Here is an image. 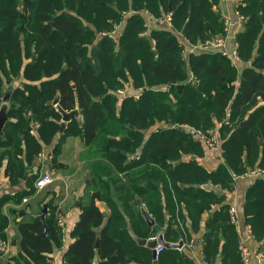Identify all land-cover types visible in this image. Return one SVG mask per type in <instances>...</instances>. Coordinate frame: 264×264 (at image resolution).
<instances>
[{
  "label": "trees",
  "instance_id": "16d2710c",
  "mask_svg": "<svg viewBox=\"0 0 264 264\" xmlns=\"http://www.w3.org/2000/svg\"><path fill=\"white\" fill-rule=\"evenodd\" d=\"M218 3L24 0L21 6V0H0V107L10 88L0 177L8 187L23 184L0 193V240L7 238L9 215L34 193L43 147L56 137L51 164L67 137H79L90 195L79 205L62 264H192L164 245L155 259L135 237L149 242L161 235L183 244L197 233L205 264H243L225 192L236 176L264 167V0L237 5L245 18L236 35L240 72L217 52L184 56L175 34L193 45L222 33ZM170 8L172 30L148 29L146 12L159 18ZM128 87L130 94L117 95ZM55 97L57 104L49 103ZM72 110L77 114L60 132L61 111ZM167 122L173 126L160 124ZM219 122L221 162L207 170L197 159L204 149L193 132ZM44 203L48 234H41L37 215L17 221L19 249L6 264H52L61 234L56 204ZM242 209L262 250L264 179L245 188Z\"/></svg>",
  "mask_w": 264,
  "mask_h": 264
},
{
  "label": "crops",
  "instance_id": "0c3cea01",
  "mask_svg": "<svg viewBox=\"0 0 264 264\" xmlns=\"http://www.w3.org/2000/svg\"><path fill=\"white\" fill-rule=\"evenodd\" d=\"M239 1L237 0H219L218 8L223 17H229L231 20L235 19L234 9ZM146 19L147 16L145 15ZM152 27H161L158 22H154ZM244 66L240 62L239 72ZM56 144V137L52 143L48 146H44L41 154L37 159V163L41 165L45 156L51 155ZM79 137H67L61 147L58 155L53 163L49 164V160L45 166L50 168L54 175V181L40 190L37 194H34L27 199L26 202L16 206L18 213L9 215V223L6 230L7 238L0 240V264H6L7 258L17 253L18 247V233L16 230V222L20 219L28 220L30 217L36 216L37 203H44V201L52 199L56 204V222L57 218H60L63 222V226L60 227L61 245L55 246L50 254L52 263L62 264V254L66 246L72 237L70 231L73 228L78 215L80 213V204L86 203L89 200L90 189L88 185V165L84 157L81 156L84 148ZM199 163L203 165L207 170L216 168L217 164L221 162L220 159L207 155L205 152L202 156L197 158ZM42 167V166H41ZM40 167V168H41ZM255 178L253 177H240L235 178L233 189L225 192L226 203L232 206L238 217V223L235 225L237 234L245 237L246 245L255 253H257L258 243L253 237H247L249 226L243 221V196L244 190ZM23 184L18 185L16 188L8 187L7 180L0 177V193H12L14 189H20ZM139 200V199H138ZM43 201V202H42ZM100 210H105V206L97 202ZM142 206L144 204L142 203ZM8 208V206H7ZM206 215H204L205 217ZM151 217V216H150ZM194 239H191L176 248L180 252L184 253L191 260L192 264H205L200 256L201 240L199 233L193 234ZM3 243V248L1 246ZM260 257V264L264 263V247L258 251ZM252 264H257L254 259ZM258 263V264H259Z\"/></svg>",
  "mask_w": 264,
  "mask_h": 264
},
{
  "label": "built area",
  "instance_id": "2783aa9c",
  "mask_svg": "<svg viewBox=\"0 0 264 264\" xmlns=\"http://www.w3.org/2000/svg\"><path fill=\"white\" fill-rule=\"evenodd\" d=\"M240 2V0H237ZM239 3H237L238 5ZM235 19L231 20L229 17H223V33L212 36L203 42H198L197 44H189L187 40L182 37L181 34L178 35L179 42L184 45V54L188 53H200V52H217L221 56L230 60L232 64L236 65L239 62V55L237 51V41L236 35L242 29V24L245 18L238 12L237 6L234 9ZM167 22L169 17L166 18ZM159 24V22H158ZM162 28L170 29V25L168 23L167 26L160 25ZM171 30V29H170ZM137 97V95H136ZM221 124L217 123V126L214 129L208 130L205 134H201L202 143L206 147L207 151L214 158H218L221 160V147L219 142V134L218 127ZM198 132V131H197ZM51 158V155L45 156L42 163L41 168L34 181V194H37L40 190L44 189L48 185H50L54 181V175L51 170L45 166L46 162ZM253 177V178H262L264 179V167L256 166L255 168L248 170L239 176L240 177ZM236 178V177H235ZM28 198H23L22 202H26ZM229 216L230 220L234 225L238 223V217L235 213V210L232 206L229 207ZM57 224L59 227L63 226V222L60 218H57ZM247 237H253L248 228ZM157 236L152 237V240H155ZM3 243L1 242V246L3 248ZM163 250V244L157 243L154 246V257L157 259L158 254ZM238 250L243 261V264H252L251 261L254 259L258 264L260 262V257L258 253L253 252L245 242V237L240 238L238 244ZM54 264V263H52ZM260 264V263H259Z\"/></svg>",
  "mask_w": 264,
  "mask_h": 264
},
{
  "label": "water",
  "instance_id": "95a60500",
  "mask_svg": "<svg viewBox=\"0 0 264 264\" xmlns=\"http://www.w3.org/2000/svg\"><path fill=\"white\" fill-rule=\"evenodd\" d=\"M171 10L172 9L170 8L169 9V12H171ZM9 91H10V88L7 89V91L5 92L4 96L1 98L2 104H1V107H0V135L2 134V126H3V124H4L5 120H6V104H5V102H7V100H8ZM57 100H58V98L55 97L49 103H51L53 105H56L57 104ZM61 114H62V121L60 123V128H59V131L60 132L63 130V128L65 126V122H67L73 115L77 114V110H72V111H69V112L61 111ZM180 128H182V127L180 126ZM210 187H211V184L210 183H206L204 185V188H206V189H210ZM213 191L216 194H220V189H219L218 186L217 187H214L213 188ZM136 202L137 203H140V200H137ZM46 210H47L46 209V204L43 203L42 206H41V213L39 215H37V218L42 223L43 232L41 234L44 235V236L48 234V229H47V226H46V223H45V220H44V216L46 214ZM141 213H142L145 221L149 225H152L153 224V220L147 214V212L144 209H141ZM135 239L137 240V242L139 244H147L152 249V254L153 255H154V246L157 243H160V244H163L166 247H172V248H179L182 245L180 242H177V243H169V242L165 241L161 235L157 236V238L155 240H151L149 242H146V240L140 239V238H137V237H135ZM97 244H98V240H96L95 245L97 246Z\"/></svg>",
  "mask_w": 264,
  "mask_h": 264
},
{
  "label": "rangeland",
  "instance_id": "374dc122",
  "mask_svg": "<svg viewBox=\"0 0 264 264\" xmlns=\"http://www.w3.org/2000/svg\"><path fill=\"white\" fill-rule=\"evenodd\" d=\"M219 4V3H218ZM22 5H24V0H21V6ZM147 14V15H146ZM146 16H147V27H148V29H150V28H152V24L154 23V22H159V24L160 25H164V26H167L168 25V23H169V25H170V27H171V24H170V12L168 11L167 12V14H165V15H163V16H161V17H159V18H154V17H152V16H149V14L146 12ZM144 15V16H145ZM167 17H169V20H168V22H167V20H166V18ZM146 18V17H145ZM121 27H122V25L120 24V25H118V26H116L115 27V31H114V34L116 35L119 31H120V29H121ZM171 30H172V28H170ZM223 33V32H222ZM222 33H219V34H222ZM175 34H176V36H178L177 34V32H175ZM219 34H216V35H219ZM216 35H214V36H216ZM206 39H208V38H206ZM205 39V40H206ZM183 45V44H182ZM182 51H183V54H184V45H183V49H182ZM184 56H185V54H184ZM227 61H228V63L229 64H231L232 66H234V67H236L237 69H238V71H239V65H240V62H241V60H240V58H239V62L238 63H236V65H234V64H232V62L230 61V60H228L227 59ZM132 92V90H130V88L128 87L127 89H124V90H118L117 91V95L119 96V97H122V96H124V95H127V94H130ZM136 95L139 93V91H136V92H134ZM220 123V122H219ZM218 123V124H219ZM160 124H162V125H164V126H169V127H172L173 126V124L172 123H160ZM221 124V123H220ZM217 126V124L213 127V128H211V129H214L215 127ZM220 127V126H219ZM219 127H218V134H219V132H220V130H219ZM211 129H207V130H205V131H201V130H196V131H194L193 132V135H194V137H195V139H197L199 142H200V144H201V147L204 149V152L207 154V155H209V156H212V155H210L209 154V152L207 151V149H206V147L204 146V144L202 143V139H201V134H205L208 130H211ZM198 131V132H197ZM219 142L221 143V138H220V134H219ZM262 143H264V141H262ZM49 167V166H48ZM50 169V168H49ZM236 178H237V176H236ZM235 180V179H234ZM211 188V187H210ZM40 202L41 201H39L38 203H37V208H36V215H39L40 214V210H41V206H42V204H40ZM6 210H7V207H6ZM228 212H229V210H228ZM31 218V217H30ZM29 218V219H30ZM229 219H230V216H229ZM24 220V219H23ZM231 221V220H230ZM234 224V223H233ZM247 225V224H246ZM235 226V225H234ZM237 231V230H236ZM238 235V234H237ZM244 236L243 235H241V236H239L238 235V244H239V240H240V238H243ZM237 248H238V246H237ZM239 251V250H238ZM260 251V250H259ZM257 253H258V251H257ZM241 257V256H240Z\"/></svg>",
  "mask_w": 264,
  "mask_h": 264
}]
</instances>
